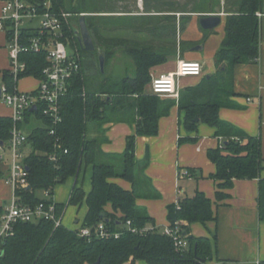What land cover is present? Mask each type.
Masks as SVG:
<instances>
[{
    "label": "trees",
    "instance_id": "obj_1",
    "mask_svg": "<svg viewBox=\"0 0 264 264\" xmlns=\"http://www.w3.org/2000/svg\"><path fill=\"white\" fill-rule=\"evenodd\" d=\"M52 1L57 10L79 13V16L85 11L95 12L98 7L96 0L95 8L89 3L93 0H77L76 4H72L73 0L69 3L68 0ZM104 4V8L114 9L106 0ZM191 4L190 10H186L188 7L183 12L221 11L220 0H193ZM167 6L176 7L173 2H167ZM224 9L226 34L216 53V72L203 76L194 86L185 87L177 102L152 92V68L169 59L176 46L178 28L181 31L186 28L189 16H182L179 22L177 15L171 13L175 10L168 9L170 13L160 21L154 22L145 16L143 19L150 21L137 26L132 20L138 17L87 14L88 28L97 47L95 51L83 49L73 25L66 29L68 39L80 50L83 69L74 80L71 92L61 100L62 121L57 124L55 134L50 133L53 125L40 107L33 112L42 125H30L33 112H26L27 144L32 147L25 157L29 186L22 187L17 194L22 202L37 204L42 200L41 191L52 189L53 193L56 185L77 176L83 164L92 165L91 190L86 193L82 186L75 185L68 204L87 205L81 227L93 229L104 222L108 230L118 232L119 236H81L79 228L64 224L56 227L52 220L20 222L6 240L0 264H88L98 259L100 264L129 261L135 264L139 259L148 264H202L210 259L213 248L210 238L191 233V224L216 220L214 203L202 190H196L192 196H182L167 206L169 224L175 226L179 222L183 235L189 240L190 247L184 252L176 250L173 239L161 231L134 232L127 225L128 220L136 227L155 223L147 208L137 202L138 198H158L161 194L145 174L149 159H137L136 142L138 136L157 135L160 118L168 115L175 104L184 112L180 124L186 130L196 131L200 122H204L215 128V136L223 139L222 144L207 150L208 158L216 165V171L209 175L217 183L216 199L229 197L226 189L234 185L235 179L259 178V214L264 220L262 136L249 134L220 117L222 107H241L233 100L238 95L234 88L236 65L256 63L260 58L259 13H264V0H225ZM128 28L147 33L151 43L128 44L114 35ZM204 30L206 34L209 31ZM116 45L122 50V58L133 61L134 73H129L128 65L123 75L107 74L108 62L117 53ZM98 49L106 57L103 78H99L102 74ZM22 59L28 67L20 78L42 77L46 65L43 53L27 52L22 54ZM93 78L95 81L90 83ZM2 81L11 90L18 83L9 69L2 71ZM110 121L135 123V132L127 136L122 153L106 154L101 147L104 138L92 136L95 126L102 131V125ZM12 126V116L0 115V142L7 148ZM196 139L181 136L179 144ZM57 143L61 147H57ZM53 153L59 157L57 162L50 159ZM194 173L195 170L188 167L181 175L193 176ZM114 178H123L132 187L124 188L112 181ZM109 204L112 210H108ZM65 206L58 203V213Z\"/></svg>",
    "mask_w": 264,
    "mask_h": 264
},
{
    "label": "crops",
    "instance_id": "obj_2",
    "mask_svg": "<svg viewBox=\"0 0 264 264\" xmlns=\"http://www.w3.org/2000/svg\"><path fill=\"white\" fill-rule=\"evenodd\" d=\"M4 0H0L1 6ZM95 12H82L81 14L108 15L117 17H138L133 18L134 25L144 24L151 17L154 21L170 13L167 9L166 0H119L114 9L104 8L105 0H96ZM225 3V1H224ZM192 6V5H191ZM191 6L186 9L190 10ZM178 11L171 12L177 15L178 21L182 16H189V22L186 28L181 31L178 28L176 46L169 59L162 64L152 68L153 75H159L174 71L177 68L178 61L181 59L200 61L203 64V74L200 76L190 75L178 82L180 92L187 86L198 84L203 76L216 72V53L226 34L227 13L224 7L220 12H183L185 8L176 7ZM89 10V9H84ZM100 10V11H99ZM99 11V12H98ZM220 14L221 23L214 29L207 32L200 25V18L204 15ZM260 16V58L256 63L238 64L234 71V88L238 95L233 100L238 103L240 108L222 107L220 117L229 121L252 135L262 136V152L264 154V13ZM150 19V18H149ZM180 26V25H179ZM0 32V74L2 71L9 69L10 59L8 54L5 33ZM117 38L125 39L126 43H151V37L145 32H137L128 28L126 34H120L116 31L114 34ZM118 44V43H117ZM160 45V43H158ZM203 45L201 49H195L196 46ZM166 46V44H165ZM117 47V53L114 57V64L123 66L134 65L131 58H127V65L117 60L123 57L121 48ZM115 58L117 61H115ZM126 69V68H125ZM37 85L30 89L34 90ZM21 79V78H20ZM19 79V80H20ZM18 80V81H19ZM3 83V81H2ZM180 83V85H179ZM26 90V91H30ZM180 97V96H179ZM163 99L179 100L172 97H161ZM250 98V100L248 99ZM13 110L8 105L0 102V115L11 116ZM184 115L180 111L178 104L172 106L170 113L159 120V131L154 136H138L136 142V156L140 161L145 160L144 148L149 147V164L146 167L145 174L151 179L154 187L160 192L158 198H138L139 205L147 208L149 214L158 223L160 228L169 225L167 217V206L176 202L182 196H192L196 190H202L210 197L214 203L213 208L216 214V220L206 223L196 222L191 224V233L195 236H207L210 238L213 248L212 257L202 264H260L264 261V220L259 214V178L235 179L234 185L226 189L230 194L223 200L216 199L217 183L209 175L216 171V165L208 158L207 150L210 147H216L222 144L223 139L215 136V128L210 127L207 131L210 135H203V138L195 143L179 144L181 135L179 121ZM177 121V122H176ZM30 125H42V121L36 114L30 115ZM201 123V122H200ZM25 121L22 123L23 128L29 134V127ZM208 125V124H207ZM210 126V125H209ZM135 132V123L110 121L102 125V131L97 126L94 128L92 136L104 138L101 144L102 150L106 154L122 153L126 147V138ZM189 136L197 137L196 131L186 130ZM210 143L205 145V141ZM32 150L31 144H27L26 153ZM9 160V159H7ZM5 158L0 159V206L9 204L13 194V188L6 182V177L10 173L11 163L8 164ZM193 168V176H184L188 183L186 186L181 185L183 178L181 172L185 168ZM90 174V184L84 187L86 176ZM92 165L83 164L77 176L70 177L73 180L69 184L68 196H58L53 191V198L57 203L66 204L63 214V224L69 228L77 229L83 224L87 212V205L82 203L77 206V213L83 209L81 216H76L72 223L64 221L68 200L72 189L75 185L82 186L86 193L91 190ZM264 176V171L262 172ZM81 180V181H80ZM115 181L124 188L130 189L131 183L123 178H114ZM67 183V182H66ZM57 186V185H56ZM108 210H112L111 204ZM124 264H131L126 262ZM135 264H148L145 260H136Z\"/></svg>",
    "mask_w": 264,
    "mask_h": 264
},
{
    "label": "built area",
    "instance_id": "obj_3",
    "mask_svg": "<svg viewBox=\"0 0 264 264\" xmlns=\"http://www.w3.org/2000/svg\"><path fill=\"white\" fill-rule=\"evenodd\" d=\"M70 17L71 13L57 10L52 0H4L1 6L0 32L5 33L7 37L9 72L15 82H18L28 67L27 62L22 59V54L43 53L46 65L34 90L21 91L18 83L13 90L4 82L0 84V102L13 110L9 146L11 167L6 177V182L13 188V194L9 204L0 206V251H3L6 240L14 234L15 227L20 222L52 220L56 227L63 224L64 210L58 213V203L53 198L52 189L41 191L42 200L37 204L22 202L17 192L22 187L29 186V170L25 163L28 133L22 126L26 112L28 110L35 112L40 107L41 112L53 125L50 133L55 134L57 124L62 121L61 100L71 92L74 80L83 69L78 47L75 45L73 53L68 49L66 29L72 25ZM203 71V64L200 61L181 59L176 70L152 75L151 90L160 96L178 99L179 79L190 75L200 76ZM34 105L36 109L31 110ZM57 147H61V144L57 143ZM2 148L5 146L0 143V149ZM4 158L5 154L1 153L0 159ZM50 159L57 162L59 157L53 153ZM127 225L134 232H163L173 239L179 252H184L190 247L179 222L175 226L169 224L164 228L155 223L143 227L131 226L130 220L127 221ZM78 232L81 236L87 237L119 236L118 232L108 230L104 222H100L93 229L89 226L80 227Z\"/></svg>",
    "mask_w": 264,
    "mask_h": 264
},
{
    "label": "rangeland",
    "instance_id": "obj_4",
    "mask_svg": "<svg viewBox=\"0 0 264 264\" xmlns=\"http://www.w3.org/2000/svg\"><path fill=\"white\" fill-rule=\"evenodd\" d=\"M69 1L70 0H68V3H69ZM109 4H111V5H113V7H115V6H117L118 5V2H119V0H106ZM193 0H167V2H173L175 5H176V7H179L180 6V8H188V7H190L192 4H191V2H192ZM221 1V7H224V1L225 0H220ZM76 2H77V0H73V3L72 4H76ZM89 3H90V5H91V8H95L96 7V4H95V0H93V1H89ZM89 5V6H90ZM99 6H101L100 4H98ZM176 7H174V8H168V9H170V10H172V11H178L177 9H176ZM222 11V10H221ZM69 13H71V17H70V20H71V23H72V25L75 27V28H78V18H79V13H75V12H69ZM3 34V33H2ZM121 34H123V35H125L126 34V30H124V31H122V33ZM5 37V40H6V43H7V37L6 36H4ZM74 48H75V44H73L72 42H71V40H69V43H68V49H69V51L70 52H74L75 50H74ZM94 59V61H96V59L95 58H93ZM117 60H119L120 62H122L124 65H127L128 63H127V59L126 58H122V57H120V59L118 58ZM116 60V58H115V61H117ZM95 63H94V68H95ZM125 68H126V66H123V65H121V64H114V60L113 59H111L109 62H108V65H107V74H111V73H115V75H117V76H120V75H123L124 74V72H125ZM134 65H130L129 66V73H134ZM1 70V69H0ZM102 73H104V72H101V74ZM99 78H103V74L102 75H100L99 76ZM182 79V83L184 82L183 80H184V78H181ZM181 79H179V82L181 81ZM95 81V79L93 78V79H90V83L91 82H94ZM2 83V75L0 74V84ZM37 85V80L35 79V78H33V77H30V76H26V77H22L19 81H18V88H19V90H21V91H26V90H30V89H32V88H34L35 86ZM179 85H180V83H179ZM162 97V96H161ZM183 116L184 115H182V118H183ZM181 118V119H182ZM177 122V121H176ZM179 125H180V128H181V131H180V133H181V135L179 136V138L181 137V136H183V137H185V136H189V134H186L187 132H186V129H185V127L183 126V124L181 125L180 124V121H179ZM211 126H209V125H207V123H204V122H201L200 124H199V126H198V132L196 133L197 134V139L195 140V141H186L185 142V144H187V143H195V142H198V140L201 138V140H202V138H203V135H208V137L209 136H211L210 135V132L209 131H207L209 128H210ZM179 138H178V140H179ZM210 138V137H209ZM208 143H210V141H209V139L208 140H206L205 141V146L204 147H206V145L208 144ZM184 144V143H183ZM149 147H146V148H144V151H145V156H144V159L145 158H149L150 159V156H149ZM264 150V149H263ZM1 153H4L5 154V159L7 160V159H9V160H7L6 162L8 163V164H10L11 163V157H10V154H11V149L10 148H7V147H5V148H2V149H0V154ZM263 156H264V154H263ZM90 174L89 175H87L86 176V179H85V183H84V187L85 188H87L88 186H89V184H90ZM182 178H183V180H182V182L180 183L181 185H183V186H186V184L188 183V180H187V178L184 180V175H182ZM73 179L72 178H69L66 182H64V183H60V184H58L57 186H55V194L58 196V194L61 192V197H63L62 196V194L64 195V196H68V193H69V184H71L70 182L72 181ZM81 181V180H80ZM7 205V204H6ZM83 209H81L80 210V212L79 213H77V206L76 205H74V204H70V205H68L67 206V209H66V212H65V218H64V221L66 222V223H72L73 222V220L75 219V217L76 216H81L82 215V213H83ZM155 224H157L158 225V223H156L155 222ZM159 226V225H158Z\"/></svg>",
    "mask_w": 264,
    "mask_h": 264
},
{
    "label": "water",
    "instance_id": "obj_5",
    "mask_svg": "<svg viewBox=\"0 0 264 264\" xmlns=\"http://www.w3.org/2000/svg\"><path fill=\"white\" fill-rule=\"evenodd\" d=\"M79 26L78 28H75V34L83 47L86 51H95L97 49L93 37L90 33V30L88 28L87 20H86V14H80L79 16ZM222 21V16L220 14H209V15H204L200 18V25L204 29H214L216 26H218ZM203 45H198L195 47V49H201ZM98 61H99V67L101 72H105V62H106V57L103 52H101L98 49ZM1 89V88H0ZM36 109V105L31 107V110ZM199 118L196 117V121H198ZM1 144L3 142H0ZM3 254V251H0V256ZM88 264H100V259H98L95 262H91Z\"/></svg>",
    "mask_w": 264,
    "mask_h": 264
}]
</instances>
